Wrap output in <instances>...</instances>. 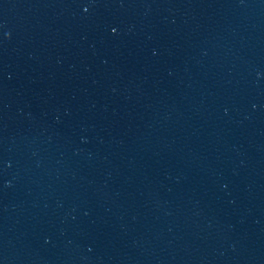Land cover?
<instances>
[{"label": "water", "instance_id": "obj_1", "mask_svg": "<svg viewBox=\"0 0 264 264\" xmlns=\"http://www.w3.org/2000/svg\"><path fill=\"white\" fill-rule=\"evenodd\" d=\"M0 264H264V0H0Z\"/></svg>", "mask_w": 264, "mask_h": 264}]
</instances>
